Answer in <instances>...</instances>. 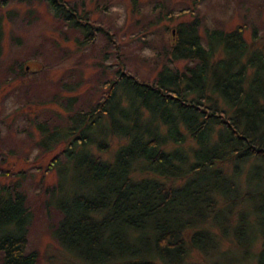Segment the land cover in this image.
<instances>
[{"label": "trees", "instance_id": "1", "mask_svg": "<svg viewBox=\"0 0 264 264\" xmlns=\"http://www.w3.org/2000/svg\"><path fill=\"white\" fill-rule=\"evenodd\" d=\"M44 1L79 31L81 42L91 43L97 30L110 35L67 0ZM200 27L194 17L170 29L169 62L153 80L138 78L120 62L93 104L82 108L71 96L76 109L64 123L36 124L43 149L61 144L44 171L60 172L57 166L66 163L73 176L65 184L60 177L45 191L62 192L52 205L59 212L53 232L76 257L91 264H182L191 249L214 244L215 195L225 198L236 185L221 165L235 159L236 173L240 161L252 156L264 169V89L252 90L262 67L247 83L254 56L248 57L245 28L203 26L200 33ZM2 35L0 26V44ZM252 49L264 61V49ZM181 59L190 62L170 64ZM113 137L117 145L104 156ZM258 208L264 211V203ZM30 218L25 192L2 184L0 225L11 223L12 230L0 234V264L37 263L38 252L27 249ZM255 264H264V236Z\"/></svg>", "mask_w": 264, "mask_h": 264}, {"label": "rangeland", "instance_id": "2", "mask_svg": "<svg viewBox=\"0 0 264 264\" xmlns=\"http://www.w3.org/2000/svg\"><path fill=\"white\" fill-rule=\"evenodd\" d=\"M67 1L76 6L79 15L86 12L88 20L103 25L110 35L97 30L91 43L81 42L79 31L58 19L53 14L57 8L44 0H0V187L13 184L26 194L31 212L26 226L27 249L38 252L36 264H91L63 248L54 236L59 212L52 205L62 192L49 194L46 185L60 177L65 184L73 181V176L66 163L57 166L60 172L55 168L44 171L45 162L61 144L43 149L37 143L38 121L47 128L64 123L76 109L72 97L82 108L93 104L107 90L105 81L114 77L120 62L138 78L153 80L169 62L166 49L171 41L170 29L179 21L199 17L200 33L203 26L227 30L241 25L251 50L264 49V0ZM170 9L185 12L169 18ZM251 50L248 57L254 56V63L247 68V83L260 65L259 80L252 88L259 93L264 89V61ZM188 62L181 59L170 64ZM260 126L264 129V124ZM118 139L113 137L112 147L104 156L110 157ZM235 164L233 159L221 165L236 185L225 198L215 195L218 208L209 227L213 246L191 249L182 264L257 262L264 236V226L259 222L264 211L257 209L264 203V169L252 156L240 161L236 173ZM2 191L7 193L8 189ZM219 225L227 231H221ZM10 230L11 223L0 225V234ZM155 264L167 263L156 260Z\"/></svg>", "mask_w": 264, "mask_h": 264}]
</instances>
